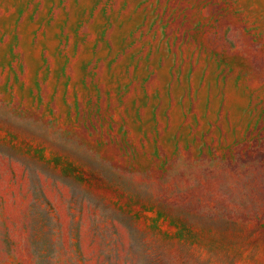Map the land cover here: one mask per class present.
I'll use <instances>...</instances> for the list:
<instances>
[{
	"label": "rangeland",
	"instance_id": "rangeland-1",
	"mask_svg": "<svg viewBox=\"0 0 264 264\" xmlns=\"http://www.w3.org/2000/svg\"><path fill=\"white\" fill-rule=\"evenodd\" d=\"M0 264H264V0H0Z\"/></svg>",
	"mask_w": 264,
	"mask_h": 264
}]
</instances>
